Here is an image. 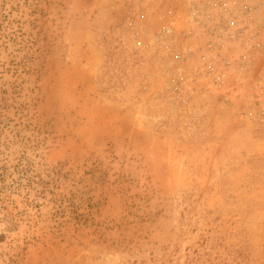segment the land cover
<instances>
[{
  "label": "rangeland",
  "instance_id": "rangeland-1",
  "mask_svg": "<svg viewBox=\"0 0 264 264\" xmlns=\"http://www.w3.org/2000/svg\"><path fill=\"white\" fill-rule=\"evenodd\" d=\"M191 2L0 0V264H264V98Z\"/></svg>",
  "mask_w": 264,
  "mask_h": 264
},
{
  "label": "built area",
  "instance_id": "built-area-1",
  "mask_svg": "<svg viewBox=\"0 0 264 264\" xmlns=\"http://www.w3.org/2000/svg\"><path fill=\"white\" fill-rule=\"evenodd\" d=\"M186 9L190 15L204 17L197 28L209 38L205 45L223 46V80L231 70L228 65L234 63L235 81L248 85L243 93L255 101L263 99L264 67L253 70L264 61V0H192ZM209 16L214 18L208 20ZM167 25L162 24L160 31H168Z\"/></svg>",
  "mask_w": 264,
  "mask_h": 264
}]
</instances>
